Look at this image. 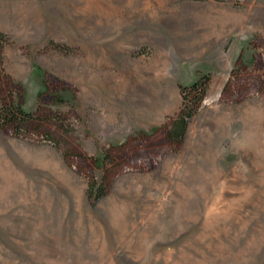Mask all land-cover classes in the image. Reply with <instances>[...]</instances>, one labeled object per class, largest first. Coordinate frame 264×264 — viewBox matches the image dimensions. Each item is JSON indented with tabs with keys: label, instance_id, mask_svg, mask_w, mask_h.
Segmentation results:
<instances>
[{
	"label": "rangeland",
	"instance_id": "rangeland-1",
	"mask_svg": "<svg viewBox=\"0 0 264 264\" xmlns=\"http://www.w3.org/2000/svg\"><path fill=\"white\" fill-rule=\"evenodd\" d=\"M0 75V264H264V0H0Z\"/></svg>",
	"mask_w": 264,
	"mask_h": 264
},
{
	"label": "trees",
	"instance_id": "trees-1",
	"mask_svg": "<svg viewBox=\"0 0 264 264\" xmlns=\"http://www.w3.org/2000/svg\"><path fill=\"white\" fill-rule=\"evenodd\" d=\"M209 86L210 76H202L189 87L181 86L182 107L178 119L168 133L170 141L174 144L182 142L189 122L197 115L207 96ZM21 95V92H18V97H21ZM41 122L42 120L39 116L25 111L17 99L11 98L8 100L4 94L0 95V131H11L17 138L33 134L41 136L43 135L39 126ZM47 138H50V136L48 135ZM105 158L106 160L109 159L107 154ZM106 179L105 177L101 183L96 182L89 188L90 199H99L107 193L110 184L105 182Z\"/></svg>",
	"mask_w": 264,
	"mask_h": 264
},
{
	"label": "crops",
	"instance_id": "crops-1",
	"mask_svg": "<svg viewBox=\"0 0 264 264\" xmlns=\"http://www.w3.org/2000/svg\"><path fill=\"white\" fill-rule=\"evenodd\" d=\"M98 10V3H94L91 1L86 2L85 4L81 5L77 11V14L75 17H80L79 20H74V23L76 24V30L79 31L82 29V26L84 23H86L89 19L92 18V16H95L99 14L97 12ZM101 15L104 14V12L100 13Z\"/></svg>",
	"mask_w": 264,
	"mask_h": 264
}]
</instances>
